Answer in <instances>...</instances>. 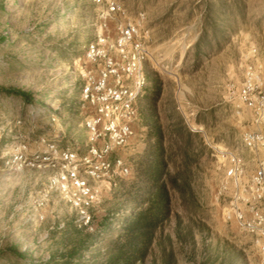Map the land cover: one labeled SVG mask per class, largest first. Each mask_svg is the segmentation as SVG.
Segmentation results:
<instances>
[{
  "label": "rangeland",
  "instance_id": "obj_1",
  "mask_svg": "<svg viewBox=\"0 0 264 264\" xmlns=\"http://www.w3.org/2000/svg\"><path fill=\"white\" fill-rule=\"evenodd\" d=\"M125 2L150 29L148 78L138 135L124 153L131 171L103 184L91 229L46 193L50 171L5 161L15 141L35 150L60 133L64 143L86 138L80 65L98 10L90 0H0V264H123L131 255H144L132 264H256L250 238L224 217L216 148L249 154L250 115H238L226 94L253 54L264 81V0ZM255 166L249 159L247 173ZM157 183L169 190L167 216L146 252L129 249L128 235L142 241L132 225L153 205Z\"/></svg>",
  "mask_w": 264,
  "mask_h": 264
},
{
  "label": "built area",
  "instance_id": "obj_2",
  "mask_svg": "<svg viewBox=\"0 0 264 264\" xmlns=\"http://www.w3.org/2000/svg\"><path fill=\"white\" fill-rule=\"evenodd\" d=\"M90 1L100 21L80 65L78 108L86 138L64 143L60 133L56 139L43 138L35 150L24 139L15 141L17 149L5 165L50 171L46 193H58L74 209L77 225L93 229L103 184L111 187L118 176L131 171L124 153L138 135L151 48L143 12L132 13L125 0ZM253 56L240 85L232 83L226 94L238 115H250V127L242 137L249 154L223 146L216 153L225 169L219 190L224 217L250 238L256 264H264V81L263 65ZM16 137L20 140L22 134ZM249 159L256 161L251 173Z\"/></svg>",
  "mask_w": 264,
  "mask_h": 264
},
{
  "label": "trees",
  "instance_id": "obj_3",
  "mask_svg": "<svg viewBox=\"0 0 264 264\" xmlns=\"http://www.w3.org/2000/svg\"><path fill=\"white\" fill-rule=\"evenodd\" d=\"M160 132V129H158L156 137L158 142L160 140ZM155 162V164L158 166H162L163 164H165L161 157H156ZM156 180L159 181L160 178H157ZM158 183L156 185L157 191L155 193L153 205H150L149 208L143 210L138 215V217H136L137 219L135 220L134 225H132L133 230L139 234L138 237H140L142 241L141 243H139V241H133L130 235H128V243H126V246H128L129 249L135 250L140 244L141 248L144 249L146 252L150 246V243L153 238V233L157 228L158 223L163 220L165 216H167L170 204L169 190L166 184ZM143 256L144 255H142L140 258H137L134 255H131L126 258L123 264H132L133 262H136L137 260L141 259Z\"/></svg>",
  "mask_w": 264,
  "mask_h": 264
}]
</instances>
